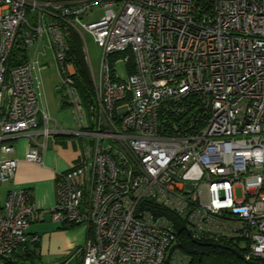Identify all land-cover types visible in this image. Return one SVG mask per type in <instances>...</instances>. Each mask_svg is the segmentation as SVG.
<instances>
[{"label":"built area","instance_id":"2783aa9c","mask_svg":"<svg viewBox=\"0 0 264 264\" xmlns=\"http://www.w3.org/2000/svg\"><path fill=\"white\" fill-rule=\"evenodd\" d=\"M78 29L103 49L88 106L68 56ZM50 54L72 131L50 129L41 108L39 56ZM51 133L77 136L82 150L57 174L50 209L55 222L88 227L74 264H188L164 210L194 236L240 239L248 260H264V0H0V187L19 165L11 141L33 139L25 158L43 164L36 138L45 148ZM39 216L30 188L9 190L0 264L39 240L28 231Z\"/></svg>","mask_w":264,"mask_h":264},{"label":"crops","instance_id":"0c3cea01","mask_svg":"<svg viewBox=\"0 0 264 264\" xmlns=\"http://www.w3.org/2000/svg\"><path fill=\"white\" fill-rule=\"evenodd\" d=\"M41 108L47 111L46 107L42 105V101ZM43 121H45L44 117L41 116V125ZM48 125L50 129L59 126L69 131L75 130L77 127L74 123L68 124L67 122L64 123L59 121V119L52 118ZM53 135L48 137L45 148L43 147L45 139L41 142L38 141L40 144L39 149L43 154V164L26 160L25 155L29 147L25 150L23 148L16 149L12 155L19 160L15 178L3 183L0 187V203L4 202L7 193L12 188L27 187L32 190L33 202L38 208L40 216L32 221L28 231L39 235V253L41 258L46 245H48L50 250L54 241V244H61L63 246L66 236L68 238L70 236L71 230L62 232L61 230L65 228V225L52 219L50 209L57 201V174L78 164L81 160V156L77 155L76 150L74 152L69 148V143L73 144L74 149H76L77 145L79 146L77 136L67 133ZM17 139L19 138L11 141L13 145H15L14 141ZM54 224L58 225L57 229H54ZM45 235L46 239H44Z\"/></svg>","mask_w":264,"mask_h":264},{"label":"trees","instance_id":"16d2710c","mask_svg":"<svg viewBox=\"0 0 264 264\" xmlns=\"http://www.w3.org/2000/svg\"><path fill=\"white\" fill-rule=\"evenodd\" d=\"M210 6L209 2L202 3ZM69 60L76 68L73 78L78 93L85 106L96 100V90L92 79L91 71L87 63L83 42L79 34L71 32L69 38ZM27 56L11 58L13 65L25 62ZM129 71H134V61L129 62ZM63 105L68 106V102L63 95ZM174 222L177 229V242L175 248L186 254L189 258L188 264H264L263 259L246 258L247 250L241 245L240 239L227 236H211L210 234H200L194 236L187 228L186 221L174 215L171 211H163ZM75 226V225H71ZM67 227V226H65ZM39 240L33 244H28L5 258L4 264H39L41 255L39 253Z\"/></svg>","mask_w":264,"mask_h":264},{"label":"rangeland","instance_id":"374dc122","mask_svg":"<svg viewBox=\"0 0 264 264\" xmlns=\"http://www.w3.org/2000/svg\"><path fill=\"white\" fill-rule=\"evenodd\" d=\"M103 12L101 7H96L94 9L95 15H100ZM87 20H91L89 17ZM79 34L83 42V48L86 54L87 63L89 65L92 79L97 88H100V65L102 60L103 49L98 47L94 42L92 36L83 30H73ZM29 59L31 61L35 58V47L29 48ZM39 61L44 64L46 67L42 68L39 72V80L43 90L42 105L46 107L49 117L52 119H59L61 122H67L68 124H75L76 121L72 115V112L69 108L63 106V91L57 88V85L61 82V72L57 60L50 54L48 57L39 56ZM75 66V65H74ZM118 75L122 78H127L129 75L127 63L123 59H119V62L115 65ZM76 69V68H75ZM45 128V121L40 126V130ZM54 133H51L50 136H54ZM72 137V136H70ZM37 141L41 142L44 140L43 136H38ZM16 149L23 148L24 150L29 147V142H34L33 139L27 137H19L15 140ZM69 148L75 152L77 155L81 156L82 150L80 145L74 149L72 143H69ZM2 194V192H1ZM56 224H54V229H57ZM71 230L69 238H66L63 241V246L61 244H54L51 246V250L48 248V245L43 250V255L39 264H74L76 259V253L78 250L85 244L87 238V225H75L67 226L62 228V232ZM44 237V235H43ZM46 235L45 238L46 239Z\"/></svg>","mask_w":264,"mask_h":264},{"label":"water","instance_id":"95a60500","mask_svg":"<svg viewBox=\"0 0 264 264\" xmlns=\"http://www.w3.org/2000/svg\"><path fill=\"white\" fill-rule=\"evenodd\" d=\"M66 134V133H65ZM67 134H70V133H67Z\"/></svg>","mask_w":264,"mask_h":264}]
</instances>
